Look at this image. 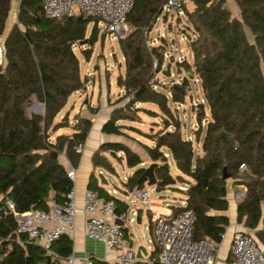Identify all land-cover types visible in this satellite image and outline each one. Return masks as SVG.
<instances>
[{
    "label": "trees",
    "instance_id": "16d2710c",
    "mask_svg": "<svg viewBox=\"0 0 264 264\" xmlns=\"http://www.w3.org/2000/svg\"><path fill=\"white\" fill-rule=\"evenodd\" d=\"M165 1L134 0L126 15L129 30L118 36L125 69L117 78L122 92L111 103L113 108L101 130L122 135L123 128L137 129L124 122L138 120L140 111L157 115L139 106L154 104L173 122L164 121L165 128L149 137L153 146L143 147L153 162L165 163L168 152L179 172L172 177L157 167L156 186L165 188L174 184L175 178L186 184L184 204L175 207L166 219L191 209L195 214L193 240L207 238L219 245L229 224L223 212L228 209L230 179L235 187H245L237 198L236 221L253 231L264 252V0H234L240 18L231 15L225 0H190L192 11L186 8L188 0L182 6L181 12L188 15L193 27L194 38L189 44L193 61L178 64L190 76L197 75L204 98L197 108L198 140L205 105L209 108L201 151L196 154L169 105V99L184 102L187 76L181 84L166 86V92L157 89L160 82L156 75L162 70L165 49L164 44L150 45L148 41ZM12 5L13 0H0V36L5 44L0 62V208L7 209L0 214V264H65L60 259L47 261L41 246L26 234L16 233L14 213L7 201L12 200L14 210L20 213L33 208L47 210L49 200L63 202L73 184L58 155L64 153L75 167L81 154L76 146L86 141L92 121L79 117L72 134H58L53 140L50 131L68 126L67 115L57 123L54 119L68 97L84 87L73 46L84 40L87 21L80 16L45 18L40 14L41 0H19L16 20L8 27ZM84 55L89 58L90 50ZM33 102L43 105L42 114L27 112ZM96 112L97 108L90 107L91 114ZM168 126L173 129L167 131ZM106 152L117 159L122 158L117 155L121 152L126 166L135 169L125 181L131 189L145 183L141 156L121 140L103 142L92 153L94 169L114 172ZM241 164L245 169L240 170ZM88 189L118 202L98 185L94 172ZM51 250L65 258L72 254L73 242L63 234ZM157 252L154 242V256ZM90 264L110 263L91 257Z\"/></svg>",
    "mask_w": 264,
    "mask_h": 264
},
{
    "label": "built area",
    "instance_id": "2783aa9c",
    "mask_svg": "<svg viewBox=\"0 0 264 264\" xmlns=\"http://www.w3.org/2000/svg\"><path fill=\"white\" fill-rule=\"evenodd\" d=\"M186 0H166L163 8L176 9L181 12ZM134 0H41L40 14L49 19L80 16L92 24L98 23V33L102 24L106 31L115 32L120 36L124 31L125 19L132 8ZM163 11V10H162ZM165 19V15L163 16ZM87 26V25H86ZM5 56L4 37L0 36V62ZM83 145L76 146L82 151ZM168 153H165L167 157ZM245 169L243 164L240 170ZM72 186L65 194L63 202L49 200L47 210H30L17 212L14 202L7 201V207L13 211L16 221V233L26 234L41 246L50 258L60 259L65 264H74L73 254L60 258L52 252L51 245L61 235L71 236L75 229V216L78 212L85 215V236L103 243L107 247L124 249L118 261L131 264L144 261L147 264H214L218 252V244L210 239L193 240L192 231L195 214L191 209L177 212L173 218L158 217L154 220L152 242L158 245L157 254L151 259L136 256V250L129 248L123 230L124 222L130 220L129 213L117 211L112 201L106 200L96 190L86 189L83 205L78 209L76 189L74 187L75 169L67 171ZM142 202L148 200L146 190H132ZM121 220L122 224L116 223ZM230 264H264L263 249L257 243L251 230L235 231L230 243ZM84 262V261H83ZM43 264V263H38Z\"/></svg>",
    "mask_w": 264,
    "mask_h": 264
},
{
    "label": "rangeland",
    "instance_id": "374dc122",
    "mask_svg": "<svg viewBox=\"0 0 264 264\" xmlns=\"http://www.w3.org/2000/svg\"><path fill=\"white\" fill-rule=\"evenodd\" d=\"M227 7L230 9L231 15L240 18V9L234 0H225ZM19 0H13L12 10L8 19V27H10L17 17ZM186 8L189 11L193 9V2L188 0L186 2ZM166 15L165 19L163 16ZM92 26V21L87 23L85 38L79 44L76 43L73 49L79 60L80 75L84 79V87L78 91L73 92L67 99L66 104L62 108L60 114L56 119L64 113L67 115L69 125L60 127L58 134L70 135L73 132L74 121L83 117L85 111H89L90 103L93 99L90 95L93 93L97 95L98 86L100 83H110L111 96L108 99V106L112 109L114 100L119 96H116L117 92V75L124 73V61L121 48L118 43V36L115 32H108L101 24L97 41L89 45L87 38L89 36ZM8 30V28H7ZM129 30L128 24L125 21L124 31L120 35H124ZM193 27L188 20V15L182 12H178L176 9L163 8L162 13L154 20L153 27L149 33V44L158 45L164 44L165 56L162 64V70L157 73L156 77L160 82V86L157 89L166 92V86H172L181 84L182 78H188V85L186 86V95L183 103H174L169 99V105L172 109V113L180 124V131L183 136L192 141L194 152L199 153L201 151V139L203 138L206 121L209 118V108L205 105V118L201 121L202 134L200 140L197 139L196 131L199 128V122L197 119V108L200 103H204L203 92L201 89L199 78L196 74L188 75L183 68H179L178 62L187 61L192 63L193 54L190 49V40L194 38ZM90 50L89 58H86L84 51ZM108 76V78H107ZM36 104V103H31ZM37 105V104H36ZM39 105V104H38ZM30 106V107H29ZM27 111L39 110L37 107L29 105ZM139 106L156 111L157 115H148L144 111L138 112V120L134 122L125 121V124L133 125L135 128H123L124 133L122 135H113L115 139L126 142L133 150L137 151L142 158L140 166L147 167L152 161L147 151L143 147L144 144L153 146V140L149 137L159 129L165 128L164 121L173 122V120L164 116L159 112L158 108L152 103H140ZM40 111V110H39ZM90 112V111H89ZM75 116L77 117L75 119ZM62 119V118H61ZM60 119V120H61ZM59 129V128H58ZM173 129V126H168L167 131ZM146 134H149L146 136ZM55 132L50 131V139L53 138ZM166 152V151H165ZM168 153V152H167ZM108 160L111 162L114 172H108L101 170L108 178L111 184L123 185V182L127 180V177L133 173L134 168H129L125 164L123 154L117 152V155L122 158L117 159L112 157L109 152H106ZM169 167V174L172 177H176L179 173L175 162L171 155L168 153L167 161ZM159 164H163L161 161H157ZM96 174V173H95ZM98 175V173L96 174ZM186 179L187 177L184 176ZM174 184H171L165 188L155 191V187L147 183L145 187L147 189L150 201L153 200L151 196L164 197V202H170L172 204H180L181 198L185 197L183 191L186 189V184L175 178ZM99 182V179H98ZM146 182V181H145ZM110 187V185H108ZM231 188V187H230ZM241 194L235 193V197L238 198ZM174 198H177L176 200ZM132 196L129 194L128 202L131 203ZM145 206V202H142ZM133 204V203H132ZM132 209L131 211H133ZM133 223V229L137 237L142 240V234L144 236V242L147 250H151L154 246L152 242L154 236L149 234L147 230L142 226L141 230L137 225ZM249 230L248 228H245ZM253 232V231H252ZM220 255L223 254L222 243L217 252ZM143 262H139L142 264ZM133 264V263H131Z\"/></svg>",
    "mask_w": 264,
    "mask_h": 264
},
{
    "label": "crops",
    "instance_id": "0c3cea01",
    "mask_svg": "<svg viewBox=\"0 0 264 264\" xmlns=\"http://www.w3.org/2000/svg\"><path fill=\"white\" fill-rule=\"evenodd\" d=\"M118 78V75H117ZM117 92L116 96L121 94V89L117 85ZM78 91V90H77ZM92 97V98H91ZM112 97L110 92V83L102 84L100 83L97 90V95L91 94L90 98L93 99L90 103L89 107L97 108V112L91 114L89 111H85L83 117H89L92 121L90 130L88 132L86 141L83 144V148L80 154L79 161L77 165L74 167L71 165L67 157L64 153L58 155V161L64 165L66 170H70L71 167L75 169V178H74V187L76 189V203L78 209H81L83 205V195L84 191L88 188V183L90 179V174L92 172L99 173L102 172L101 168H95L91 162L92 153L103 143L108 141H115L113 134H106L102 132L101 128L104 122L108 119L110 111L112 110L108 106V99ZM36 103V102H33ZM37 104V105H36ZM30 104L33 107H38L39 110H33L32 112L37 114L43 113V107L41 108V104ZM39 104V105H38ZM30 107V106H29ZM62 110V109H61ZM61 110L58 112L57 116L60 114ZM30 112V111H27ZM64 115H66L64 113ZM63 114L60 116L59 119H54V123L60 121V119L64 116ZM69 125V124H68ZM62 128V127H61ZM54 130L55 135L51 140L55 139L56 135H58V131L60 129ZM64 134V133H62ZM72 134V133H71ZM122 141V140H121ZM126 143V142H125ZM127 144V143H126ZM104 177L107 179V185H101L98 182V185L102 187L108 194L116 197L118 199L117 203H114L116 208H119V211H126L129 213L130 220L124 222V235L125 239L129 243V248H134L135 250L138 247L142 246L145 249V253L142 252L141 258L144 259H151L154 257L153 248L149 251L147 250L144 242V236L142 234V240H140L134 232L133 223L137 222L136 225L139 230H141L142 226L145 230L152 234V228L154 224V220L158 217L161 218H168V216L173 212V209L177 206L184 204L185 197L181 198L180 204H172L170 202H164V197L153 195L152 201H150V197L148 196V200L145 202V206L143 205L142 201L135 195H133L132 190L137 189L139 191L146 190L145 184L141 187H129L126 185L125 181L123 182L122 186H118L116 184H111L105 174L102 172ZM110 185V187L108 186ZM231 187V188H230ZM155 187V191L159 192V188ZM245 190L243 185L234 186L232 180H227V201H228V209L223 212L229 218V224L226 227V230L223 234L222 241L220 242L218 249L222 243L223 246V254L224 256L217 253L216 261L214 264H230V243L232 235L235 231L238 230H245L246 227L243 226L242 223H237L236 221V202L237 198L235 197V193L242 194ZM129 194H131L132 198L131 203L128 202ZM175 200L177 198H174ZM110 201V200H109ZM133 203V204H132ZM5 208L6 213V206L1 207L0 209ZM134 209L133 211H131ZM84 220L85 215L82 212H78L75 216V229L71 236H69L73 242V251L72 254L75 258L74 264H90L91 257L107 261L110 264H113L115 261H118L119 256L124 252V249H118L113 247H107L103 243L90 239L85 236L84 232ZM153 256V257H152ZM84 261V262H83ZM139 262L144 261H137L133 264H139ZM123 264V263H122Z\"/></svg>",
    "mask_w": 264,
    "mask_h": 264
},
{
    "label": "water",
    "instance_id": "95a60500",
    "mask_svg": "<svg viewBox=\"0 0 264 264\" xmlns=\"http://www.w3.org/2000/svg\"><path fill=\"white\" fill-rule=\"evenodd\" d=\"M98 39V23H97V20H94L92 26H91V30H90V33H89V36L87 38V43L89 45H92L94 44ZM187 74L189 75L190 72H187ZM117 82V85H118V79L116 80ZM41 108L43 107V105L41 104L40 105ZM77 117L75 116V119ZM57 155L55 154V157ZM159 167L161 169H163L164 171L168 172L169 171V167H168V163L165 162L163 164H159L157 162H151L147 167H144V171L142 173V177L145 178L146 180V183L148 185H151V186H156L157 185V178H156V175H155V169ZM98 179H99V184L101 185H107L108 181L107 179L104 177V175L102 174V172H99L98 175H97ZM158 190V188H157ZM32 210H36L35 208H33ZM5 213V208H2L0 209V214H4ZM116 223L118 224H122V221L121 220H117ZM142 252L145 253V249L144 247L140 246L138 247V249L136 250V256L137 257H141L142 256ZM263 255H264V252H263ZM49 256L47 255V261L49 260ZM83 264H86V263H83ZM113 264H122L121 262L119 261H115Z\"/></svg>",
    "mask_w": 264,
    "mask_h": 264
}]
</instances>
